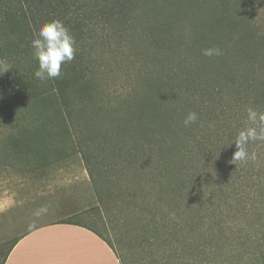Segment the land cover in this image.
Here are the masks:
<instances>
[{"label":"trees","instance_id":"obj_1","mask_svg":"<svg viewBox=\"0 0 264 264\" xmlns=\"http://www.w3.org/2000/svg\"><path fill=\"white\" fill-rule=\"evenodd\" d=\"M263 5L264 0H0V61L7 63L8 70L12 71L14 85L12 90L2 87V77L7 79L8 74L0 73V111L18 105L25 109L31 116L24 132L29 138H64L68 143L69 139L76 138L75 145L82 154L97 207L107 209L117 201L120 205L137 204L149 209L147 216L150 218L145 224L148 229L164 226V220L157 221L154 212L161 209V205L178 209L185 206L190 209V219L205 220L216 214L215 208L206 204L211 199L221 198L225 204L235 201L246 204L250 194L258 199L256 193L264 189V141L248 144L249 153L254 152L256 159L248 160L245 166L242 162L237 167L232 157L237 150L234 140L248 123L247 109L264 112V21L262 17L257 19V12ZM167 9L173 10L176 19L191 27L194 25L191 16L195 17L202 9L218 15L217 26L214 21L209 26L201 21L209 29L207 34L211 32L212 40L208 38L209 42L204 47L200 45L199 49L212 48L218 37H224L223 49L229 52L230 61L228 83L215 81L212 90H206V79H211L205 75L206 79H199L198 74L203 77V68L194 60L180 63L179 69L170 63L163 68L162 63L165 74L162 78H151V70L146 71L141 96L137 100L135 88L130 87L122 104L138 111L141 115L138 121L141 119L143 125L146 124L144 114H150L154 125L144 134L152 140L139 144L137 152L127 150L115 158L91 154L77 138L90 136L93 116L103 106L105 97L110 95L108 93H113L104 90L108 79L100 71L99 53L106 55L112 43L118 41L122 49H128V54L134 50L144 55V47L136 45L142 40H147L149 47L159 51L163 45L157 43L153 29L160 28L166 30L163 33H169L167 30L174 26L168 22L170 12ZM52 19H59L68 27L76 40V53L71 62L62 65L60 77L40 81L34 76L38 61L32 54L30 42L39 26ZM221 23L223 27H219ZM147 27H151V32L148 35L143 30L146 36L137 30ZM194 31L199 33L201 30L195 27ZM220 49L221 57L226 52ZM145 66L149 67V62ZM227 99L232 103L228 104ZM169 111H194L199 117L194 123L198 130L193 129L188 138H183L181 150L173 152L174 159L172 147L164 137L168 131L165 114ZM128 122L126 117L123 123L118 120L115 132L129 128ZM230 127L237 134L224 140L220 135ZM132 131L138 136L135 128ZM213 136L215 138H210ZM146 147L152 154L138 155L145 153ZM205 164L209 167H203ZM102 165L113 171L115 179L125 182L120 190L114 192L104 187L103 182L108 177L101 172ZM134 169L137 173L132 174ZM137 174L141 176L138 179ZM198 204H204V207L201 209ZM222 212L224 214L221 211L220 215ZM167 216L169 218L172 214ZM167 221L166 226L170 228L171 223ZM213 222L220 228L226 220L223 215L221 220ZM82 225L107 241L94 228ZM198 228H202L200 222L194 229ZM18 238L8 242L0 264ZM115 254L120 264H128ZM250 264H264V250Z\"/></svg>","mask_w":264,"mask_h":264},{"label":"rangeland","instance_id":"obj_2","mask_svg":"<svg viewBox=\"0 0 264 264\" xmlns=\"http://www.w3.org/2000/svg\"><path fill=\"white\" fill-rule=\"evenodd\" d=\"M167 12H170L168 22L174 25L172 29L167 30L169 33H163L166 30L160 28L153 29L157 43L163 45V48L160 46L161 49H158L161 52L151 48L152 46L149 47L147 40H142L136 42V45L144 47V55L134 50H130L128 54V49H122L118 41L112 43L106 55L99 53L97 60L100 63V71H103L108 79L104 90L113 93H108L110 95L105 97L103 106H100L98 113L93 116L90 136L77 138L83 142L81 146L91 154L115 158L127 153V150L131 153L137 152L139 144L152 140L144 134L154 125L151 116H148L150 114H144V123L147 125H143L141 119L138 121L140 113L130 109L132 106L122 104L130 87L132 90L135 88L133 91L136 90L137 95L134 97L137 100L141 96L145 88L146 71L151 70V78H162L165 75L163 68L167 63L179 69L180 63L194 60L203 68V77L205 75L211 79L210 81L198 74L199 79L208 80L206 90H212L211 86L215 81L228 83L230 61L229 52L223 49L224 37H218L213 45L226 52L221 57L204 56L203 50L199 49L200 45L204 47L209 42L208 38L212 40V34H207L209 29L205 25L209 26L212 21L215 24L218 15L202 9L195 17L191 16L194 24L191 27L187 22L176 19L173 10L167 9ZM260 17L264 21V5L257 12V19ZM201 21L205 25L201 24ZM183 24L186 27H183ZM195 27L201 31L196 33ZM219 27H223V23ZM150 28L137 30L141 33L145 30L149 35ZM138 34L140 37V33ZM143 36H146L145 33ZM196 37L200 40L197 41ZM148 62L149 67L145 66ZM0 63L7 65L4 61ZM5 72L8 77H2V87L12 90V71ZM124 86H127V89H124ZM227 101L228 104L232 103L230 99ZM186 115L187 112L172 111L165 114V118H168V131L164 137L172 147L173 159V152L181 150L183 138L189 136L193 129L195 132L198 130L195 124L185 127L183 120ZM124 117L129 121V128L115 132L117 121L123 123ZM30 119L31 116L19 105L0 111V199L11 200L8 206L0 205V261L7 251L9 241L29 229L54 220H72L89 225L97 230L128 264H250L256 260L259 252L264 250V189L256 193L258 199H254L255 195L250 194L246 204L237 201L225 204L221 198L209 200L206 204L212 209L215 208L216 214H211V217L205 220L190 219V209H185V206L178 209L161 205L162 208L154 212L158 217L157 221L164 220V226L156 230L148 229L145 224L150 218L147 216L149 209L137 204L120 205L117 201L111 203L107 209L97 207L98 202L82 154L75 145L76 138L69 139V143L64 138H29L24 132L26 133ZM134 128L138 136L133 133ZM236 134L230 127L220 136L225 140L228 136ZM15 136L18 138H12ZM220 136L216 135L217 138ZM145 151L138 155L152 154L148 147ZM233 162L237 167L242 163ZM203 167L209 166L205 164ZM100 170L108 177L103 182L104 187L114 192L122 188L125 182L115 179L112 170L103 165ZM133 173L137 171L134 169ZM139 177L141 176L137 174V179ZM141 184L144 185V182ZM128 206L130 208H127ZM198 206L202 209L204 204ZM41 209L47 211L37 216V211ZM221 211H224V214L222 212L220 215ZM167 214L172 216L168 218ZM223 215L226 222L219 228L213 220H221ZM166 219L171 223L170 228L166 226ZM209 220L211 222L207 223ZM199 222L202 228L194 229Z\"/></svg>","mask_w":264,"mask_h":264},{"label":"crops","instance_id":"obj_3","mask_svg":"<svg viewBox=\"0 0 264 264\" xmlns=\"http://www.w3.org/2000/svg\"><path fill=\"white\" fill-rule=\"evenodd\" d=\"M18 237L3 264H120L107 241L82 223L48 221Z\"/></svg>","mask_w":264,"mask_h":264},{"label":"clouds","instance_id":"obj_4","mask_svg":"<svg viewBox=\"0 0 264 264\" xmlns=\"http://www.w3.org/2000/svg\"><path fill=\"white\" fill-rule=\"evenodd\" d=\"M32 54L38 61V69L34 72L37 80H54L61 76L62 65L71 62L75 58L76 40L68 27L59 19H52L42 23L34 33L31 40ZM204 56L212 57L222 55L218 47L205 48ZM9 67L0 63V73L7 71ZM198 114L194 111L187 113L183 120L185 127L197 122ZM247 126L239 131L234 142L236 151L233 154V161L247 163L248 160H255L256 154L249 153L248 144L255 141H264V112H258L253 108L247 109ZM47 209L37 211L39 216Z\"/></svg>","mask_w":264,"mask_h":264}]
</instances>
